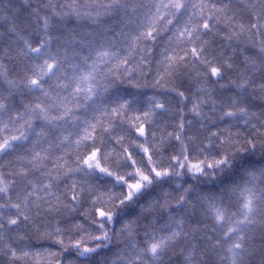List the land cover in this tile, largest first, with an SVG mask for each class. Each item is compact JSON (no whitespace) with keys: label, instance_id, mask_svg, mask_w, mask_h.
<instances>
[{"label":"snow or ice","instance_id":"1","mask_svg":"<svg viewBox=\"0 0 264 264\" xmlns=\"http://www.w3.org/2000/svg\"><path fill=\"white\" fill-rule=\"evenodd\" d=\"M43 256L264 264V0H0V264Z\"/></svg>","mask_w":264,"mask_h":264},{"label":"trees","instance_id":"2","mask_svg":"<svg viewBox=\"0 0 264 264\" xmlns=\"http://www.w3.org/2000/svg\"><path fill=\"white\" fill-rule=\"evenodd\" d=\"M81 3H88L89 0H79ZM34 249L33 251L36 250H41V249H49L52 252H55L58 250L56 246L53 245L51 241H34ZM51 257L48 256H43L40 259L34 261V264H51Z\"/></svg>","mask_w":264,"mask_h":264}]
</instances>
